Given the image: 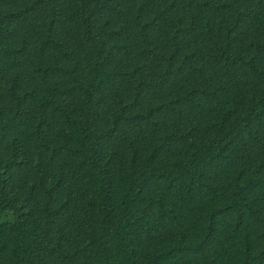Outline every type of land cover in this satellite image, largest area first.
Wrapping results in <instances>:
<instances>
[{
    "label": "trees",
    "instance_id": "trees-1",
    "mask_svg": "<svg viewBox=\"0 0 264 264\" xmlns=\"http://www.w3.org/2000/svg\"><path fill=\"white\" fill-rule=\"evenodd\" d=\"M0 264H264V0H0Z\"/></svg>",
    "mask_w": 264,
    "mask_h": 264
}]
</instances>
